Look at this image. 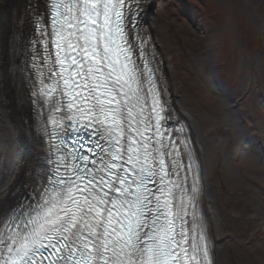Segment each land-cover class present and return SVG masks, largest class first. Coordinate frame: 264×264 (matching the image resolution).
<instances>
[{
  "label": "snow or ice",
  "instance_id": "snow-or-ice-1",
  "mask_svg": "<svg viewBox=\"0 0 264 264\" xmlns=\"http://www.w3.org/2000/svg\"><path fill=\"white\" fill-rule=\"evenodd\" d=\"M149 6L26 5L22 71L43 152L0 205V264H219L202 165L136 32Z\"/></svg>",
  "mask_w": 264,
  "mask_h": 264
},
{
  "label": "rangeland",
  "instance_id": "rangeland-1",
  "mask_svg": "<svg viewBox=\"0 0 264 264\" xmlns=\"http://www.w3.org/2000/svg\"><path fill=\"white\" fill-rule=\"evenodd\" d=\"M155 1L162 8V25L171 12L184 20L194 14L182 35L188 44H200L198 54L188 47L182 55L170 30H164L165 42L173 40L174 72L183 87V99L205 122L207 138L216 130L205 143L209 171L218 167L217 152L223 155L237 187L249 194L245 210L252 215L259 200L264 204V0ZM214 112L217 120L211 125L207 121ZM196 146L205 170L204 156ZM258 189L261 194L256 197ZM263 235H257L255 245L263 244L259 239ZM255 254L258 264H264V254ZM247 262L253 264L249 258Z\"/></svg>",
  "mask_w": 264,
  "mask_h": 264
},
{
  "label": "bare ground",
  "instance_id": "bare-ground-1",
  "mask_svg": "<svg viewBox=\"0 0 264 264\" xmlns=\"http://www.w3.org/2000/svg\"><path fill=\"white\" fill-rule=\"evenodd\" d=\"M25 4L24 0H0V205L12 204L13 196L18 192L23 177L27 178L31 174L30 169L34 166L38 153L43 152V146L36 139L32 101L30 98L26 101L23 99V91L19 81L13 76L11 67L12 59L16 58L18 61L20 57L22 60L23 56L17 43H11L27 34L23 12ZM148 9L151 15L149 32L154 40L152 48L162 56L161 71L170 89L172 105L192 126V136L204 156V209L211 235L219 247V264H248V258L253 264H258L255 253L264 254V235L259 237L263 244L257 246L254 243L258 239L257 235L264 233V204L259 200L255 213L246 214V199L249 194L245 195L243 187H237V179L229 173L223 164V155H218V152L216 165L219 168L213 172L209 171V155L205 143L209 142V137L215 135L216 130L207 138L204 133L205 122L183 99V87L174 72L173 40L169 38L168 42H165L164 30H170L172 38L178 43L177 48L182 50V55L186 54L188 47H192L194 55L198 54L202 50L200 44H188L182 35L191 19L193 20L194 14L191 19L184 20L181 14L171 12L167 24L162 25V8L151 4ZM22 42H25L23 36ZM216 120L214 112L207 122L211 124ZM227 123L228 120H224V124ZM227 160L230 162L229 157ZM26 169L29 171L26 172ZM255 194L256 197L260 196L261 190H256ZM248 216L250 218L247 219ZM223 245L224 248H221Z\"/></svg>",
  "mask_w": 264,
  "mask_h": 264
}]
</instances>
